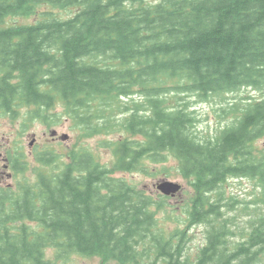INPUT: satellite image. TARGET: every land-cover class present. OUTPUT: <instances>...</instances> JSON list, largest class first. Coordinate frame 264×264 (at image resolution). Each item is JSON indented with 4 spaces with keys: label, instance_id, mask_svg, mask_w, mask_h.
<instances>
[{
    "label": "trees",
    "instance_id": "trees-1",
    "mask_svg": "<svg viewBox=\"0 0 264 264\" xmlns=\"http://www.w3.org/2000/svg\"><path fill=\"white\" fill-rule=\"evenodd\" d=\"M42 5L76 11L3 26ZM246 89L263 97L231 108L234 122L213 137L198 136L195 112L178 103ZM122 99L129 101L121 106ZM57 104L64 113L50 115ZM23 108L31 109L23 128L61 117L86 136L120 129L139 139L111 144V168L83 149L64 164L38 150L34 160L51 171L35 170L31 181L22 156L9 152L10 169L23 179L0 187V264H50L47 249L118 264H264V146L254 147L264 141V0H0V116L17 121ZM114 109L127 118L113 121ZM165 154L193 188L188 228L206 229L193 260L186 232L164 237L157 202L115 176L138 171L145 158L162 163ZM234 178L260 189L246 233L220 210L233 207L221 188Z\"/></svg>",
    "mask_w": 264,
    "mask_h": 264
},
{
    "label": "rangeland",
    "instance_id": "rangeland-1",
    "mask_svg": "<svg viewBox=\"0 0 264 264\" xmlns=\"http://www.w3.org/2000/svg\"><path fill=\"white\" fill-rule=\"evenodd\" d=\"M47 11L55 13L58 17L67 18L76 9L60 11L53 7L42 5L36 7L34 16L8 17L3 26L33 24L41 13ZM262 97L263 94L260 92L246 89L234 94L212 97L205 102H196V98L189 95L178 101V103L180 102V105L187 103L190 109L195 112V116L199 121L196 124L198 136L213 137L217 132L234 122L237 114L233 113L231 108L237 107L241 109L247 103L246 99L259 100ZM133 99L137 103L143 102V99L138 96H134ZM168 99L173 100V103L171 101L170 103L176 106V99L172 94L168 96ZM128 101L127 99H122L119 105L123 106ZM30 111L31 109L29 108L21 109L20 117L17 121H12L4 115L0 116V187H14L17 180L23 179V175H15L8 168L7 158L11 151H18L22 156V160L27 166V172L24 177L31 181L35 178V170L37 172L43 170L46 172L51 171L41 167L34 160V153L38 150L52 151L58 156V163L64 164L70 151L83 149L89 151L102 166L111 168L115 163L111 144L125 138H130L131 140L139 139V136H133L120 129L86 136L83 134L85 131H82V127L79 129L75 123L61 117L55 123H51V125L33 121L27 124V128H23L22 123L28 119L25 115H29ZM47 112L50 115L63 114L64 107L61 104H57L56 107ZM118 113V110H113V121L120 122V120L127 118V114L119 115ZM40 115L44 116L45 114ZM64 136L67 137L66 141L63 140ZM263 146L264 141H257L254 145L257 150H260ZM61 155H64V158H61ZM138 167L139 169L136 172H116L115 176L124 179L137 189L149 194L157 202L153 206L152 211L157 218V230L162 232L164 237L172 238L181 235L184 231L186 232L185 239L189 240L187 256L191 260L195 259L197 252L206 242V229L204 226H195L191 229L187 226L189 217L187 212L194 192L189 180L181 176L177 160L170 154H165L164 162L162 163H153L145 158ZM163 183L177 184L180 189L175 194L162 198L157 186ZM221 192L223 198L226 199L224 200L226 203L234 200L230 211L227 208L220 209L223 212L222 214H225L224 218L228 223L234 221L243 232H248V221L254 218L259 203L260 189L257 182L249 178L229 179L222 186ZM237 230L234 228L235 232ZM245 233H243V237ZM234 239L237 241L241 240L238 237H234ZM173 241L177 240L174 239ZM45 256L47 260L53 261L55 264H98L100 259L83 255L59 258L58 254L52 249H47ZM261 258L264 262V255Z\"/></svg>",
    "mask_w": 264,
    "mask_h": 264
},
{
    "label": "water",
    "instance_id": "water-1",
    "mask_svg": "<svg viewBox=\"0 0 264 264\" xmlns=\"http://www.w3.org/2000/svg\"><path fill=\"white\" fill-rule=\"evenodd\" d=\"M157 189L164 195H173L179 191L180 186L177 184L163 183L158 185Z\"/></svg>",
    "mask_w": 264,
    "mask_h": 264
},
{
    "label": "flooded vegetation",
    "instance_id": "flooded-vegetation-1",
    "mask_svg": "<svg viewBox=\"0 0 264 264\" xmlns=\"http://www.w3.org/2000/svg\"><path fill=\"white\" fill-rule=\"evenodd\" d=\"M68 160V159H67ZM76 254H72V255H69L68 257L70 256H75ZM78 256H81V255H78ZM50 261V260H49ZM99 263L98 264H118L115 260H110L108 262H106L105 260L103 259H99L98 260ZM50 264H55L53 261H50ZM155 264H165L162 260L156 262Z\"/></svg>",
    "mask_w": 264,
    "mask_h": 264
}]
</instances>
